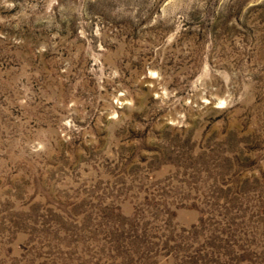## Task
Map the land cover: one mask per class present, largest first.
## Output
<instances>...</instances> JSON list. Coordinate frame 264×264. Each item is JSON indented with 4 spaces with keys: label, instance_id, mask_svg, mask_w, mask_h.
Returning <instances> with one entry per match:
<instances>
[{
    "label": "rangeland",
    "instance_id": "rangeland-1",
    "mask_svg": "<svg viewBox=\"0 0 264 264\" xmlns=\"http://www.w3.org/2000/svg\"><path fill=\"white\" fill-rule=\"evenodd\" d=\"M0 264H264V0H0Z\"/></svg>",
    "mask_w": 264,
    "mask_h": 264
}]
</instances>
